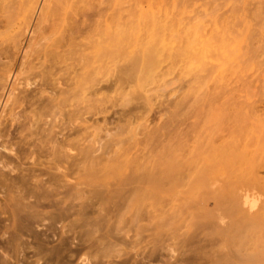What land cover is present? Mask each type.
<instances>
[{"label":"bare ground","instance_id":"bare-ground-1","mask_svg":"<svg viewBox=\"0 0 264 264\" xmlns=\"http://www.w3.org/2000/svg\"><path fill=\"white\" fill-rule=\"evenodd\" d=\"M46 1L0 0V47L5 42L10 47L6 53L0 51V88L5 90L0 109V264H75L73 257L84 248L93 254L83 256L81 264H151L156 260L163 264H264V206H258L256 199L243 200L235 189L226 196L229 177L236 178L238 190L253 185L264 191V183L254 175L255 155L246 151L239 129L229 141L218 144L214 133L206 136L204 132L188 163L180 161L183 153L174 151L151 173L139 172L127 163L130 150L124 140L116 143L117 149L109 143L128 130L132 115L126 99L113 112L118 120H111L113 113L107 118L115 104L114 93L125 91L123 86L130 81L137 80L141 86L139 74L150 75L155 65L151 59L138 65L128 23L113 22L106 29L96 24L83 33L81 23L74 22L53 46H45L41 80L25 77L20 82L23 70L30 68L24 65L47 14ZM83 34L87 42L81 48ZM17 48H22L20 61ZM38 60L28 63L36 61L37 66ZM57 71L66 78L53 77ZM81 99L87 113L105 114V124H114L102 128L107 144L101 139L81 144V122L87 121H81ZM98 125L94 119L83 129H100ZM81 164L85 176L72 177ZM185 167L194 169L188 182L191 197L201 200L188 224V253L181 260L173 255L164 259L165 244H154L139 258V253L132 255L121 248L125 245L119 247L117 240L127 223L140 225L149 219L147 207L178 195ZM90 213L94 216L88 217ZM161 227L166 238V223L153 226Z\"/></svg>","mask_w":264,"mask_h":264},{"label":"rangeland","instance_id":"rangeland-1","mask_svg":"<svg viewBox=\"0 0 264 264\" xmlns=\"http://www.w3.org/2000/svg\"><path fill=\"white\" fill-rule=\"evenodd\" d=\"M45 3L48 11L38 26L32 56L28 60L37 61L42 57V61L39 59L41 64L37 66L36 61H32L34 69L31 68L32 62L30 65L27 61L24 68L26 65L30 68L23 70L20 82L25 77L37 79V82L39 78L41 80L43 50L53 46L54 40L73 27L74 22L81 23L83 33L96 24L100 29H106L113 22L128 23L130 45L134 55L139 56L138 65L149 59L155 64L150 75L139 74L143 81L141 86L137 80L130 81L123 86L125 91L114 93L115 104L106 114L107 118L111 119L110 115L120 110L126 99L129 100L126 108L132 110V115L128 130L113 137L112 141L105 137L102 128L114 127V124H105V114L87 113L86 104L81 99V121L87 119L81 122V126L84 128L98 119V126L101 127L86 130L81 127L82 145H91L94 140L101 139L102 143L109 141L112 148L117 149L120 145L116 143L124 140L130 150L127 163L138 167L139 172L151 173L155 165L168 160L174 151L183 153L180 161L188 163L190 152L198 146L204 132L206 136L207 133H214L213 141L218 144L229 141L239 129L246 139L243 140L247 144L246 151L254 154L257 160H254L257 163L255 166H258L254 168V175L264 183V0H48ZM234 14L236 16L233 17ZM26 34L24 39L28 38L29 34ZM41 34L44 36L41 37ZM83 35L81 48L87 42L86 35ZM8 48L10 50L9 42H5L0 51ZM21 50L15 49L18 61L22 57ZM2 59L5 61L4 57ZM66 76L61 71L53 75L55 78ZM21 86L18 85V88ZM30 88L34 89L35 85ZM0 94L1 109L5 90L0 88ZM179 103L181 106L177 107ZM117 117L115 113L111 120L117 121ZM236 121H240L239 125ZM227 171L230 173V168ZM74 173L76 175L72 177L77 174L85 176L82 164L81 169L74 170ZM193 176L194 169L185 167L180 175L182 183L177 189L178 195L167 196L168 199L165 198L162 203L156 202L147 207L149 219L140 225L127 223L119 234L117 245H125L121 248L129 250L132 255L139 253L140 258L150 246L165 244L166 248L161 250L162 257L165 259L173 255L176 260H181L183 254L188 253V224L192 215L198 212L199 208L195 207L201 205V200L191 197L189 191L188 182ZM238 186L236 178L229 177L226 196L230 197L235 189L243 200L256 199L258 206H264L263 189L247 185L238 190ZM92 216L90 213L88 217ZM162 222L166 223V238L162 227L153 228L155 224L162 225ZM81 251L73 257L75 264H81L83 256L93 254L92 249ZM156 261L151 264H163L160 260Z\"/></svg>","mask_w":264,"mask_h":264}]
</instances>
